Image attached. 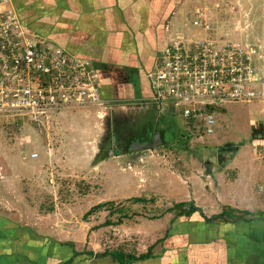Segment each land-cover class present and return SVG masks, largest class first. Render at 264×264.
Wrapping results in <instances>:
<instances>
[{
  "label": "rangeland",
  "instance_id": "rangeland-1",
  "mask_svg": "<svg viewBox=\"0 0 264 264\" xmlns=\"http://www.w3.org/2000/svg\"><path fill=\"white\" fill-rule=\"evenodd\" d=\"M180 2H184L186 9L178 11L174 16L178 18L170 25L162 27L169 33L161 53L179 32L192 39L205 37L203 32L189 30L198 22L210 27V35L219 39L246 38L248 44L259 48V58H264V0ZM4 8L10 10L9 5ZM225 107L223 113H215L212 136L204 135V131L187 124L178 114L159 111L152 103L144 107L133 103L123 108L108 104L68 110L43 121L40 127L26 121L8 123L0 117V214L45 237L53 233L55 241L73 242L79 254L127 250L130 243L121 240H128L123 237L129 235L121 233L114 237L111 229L106 228L99 236L100 225L108 227L109 222L113 227L128 221L133 225L135 220L152 218L167 210L169 206L159 200L158 194L169 193L170 189L152 188L145 179L149 170L158 171L163 159L168 158L170 164L165 167L169 169L185 171L189 166L200 179L214 177L218 193L229 195L234 189L239 192L242 186L249 185L247 191L254 196L248 198V210L264 215V104ZM110 119L129 121L130 130L136 133L144 129L161 132L160 146L152 153H128L129 156L120 155L117 149L114 156L103 157L100 163L99 147L108 136ZM120 132L124 133V129ZM164 143L167 145L162 146ZM237 149L256 151L259 160L250 164L239 158L237 165L231 166ZM238 178L241 183L229 185ZM164 180L162 177L160 181ZM151 182L158 183L159 179ZM143 196L154 199L156 204L141 208L133 203L135 199L143 200ZM112 199L119 201L109 202ZM98 206L104 207L97 209ZM97 244L102 246L94 248Z\"/></svg>",
  "mask_w": 264,
  "mask_h": 264
},
{
  "label": "crops",
  "instance_id": "crops-1",
  "mask_svg": "<svg viewBox=\"0 0 264 264\" xmlns=\"http://www.w3.org/2000/svg\"><path fill=\"white\" fill-rule=\"evenodd\" d=\"M183 3L180 0H11L10 9L29 34L45 37L92 65L98 76L101 106L111 104L123 108L133 103L143 107L150 103L146 74L162 55L169 33L162 27L175 21L178 11L186 9ZM225 108L218 113H223ZM131 152L144 151H130V155ZM234 155L231 166L237 165L239 158L250 164L259 160L256 151L247 153L245 149H237ZM163 160L161 169L149 170L150 177H146L145 183L152 188L170 189L169 193L158 194L168 209L190 203L199 212L178 217L173 224H170L173 214L165 210L152 216L156 219L143 217V221L135 220L133 225L130 221L118 222L113 227L100 225L99 236L109 228L114 237L121 233L129 235L123 237L128 240L121 241L130 243L127 250L122 248L102 255L79 254L73 242L55 241L53 233L45 237L0 214V264H264V220L235 223L215 220L226 209L251 213L248 198L254 195L247 191L249 185L242 186L239 192L234 189L229 195L219 194L211 175L200 179L197 171L185 164L187 169L177 172L165 167L170 164L168 158ZM4 166L7 169L9 165ZM162 177L166 180L160 181ZM156 178L159 182L152 183ZM239 179L229 185L234 187ZM171 187H175L173 191ZM145 197L136 205L146 208L148 204H156L154 199ZM115 201L119 200H109ZM100 246L97 244L94 248ZM112 253H118L122 261ZM143 255L147 258L141 260Z\"/></svg>",
  "mask_w": 264,
  "mask_h": 264
},
{
  "label": "built area",
  "instance_id": "built-area-1",
  "mask_svg": "<svg viewBox=\"0 0 264 264\" xmlns=\"http://www.w3.org/2000/svg\"><path fill=\"white\" fill-rule=\"evenodd\" d=\"M7 5L0 0V117L40 127L64 111L101 106L92 65L29 34ZM194 29L205 37L179 32L146 74L149 102L212 136L225 105L264 104V58L246 38L219 39L198 22Z\"/></svg>",
  "mask_w": 264,
  "mask_h": 264
},
{
  "label": "trees",
  "instance_id": "trees-1",
  "mask_svg": "<svg viewBox=\"0 0 264 264\" xmlns=\"http://www.w3.org/2000/svg\"><path fill=\"white\" fill-rule=\"evenodd\" d=\"M159 131H153L148 132L147 129L142 130L141 132L134 133L133 131L130 130V128H124V133L121 134V132H117V134L114 135V139L116 142H118L120 145H122V155H127L130 152V145L132 142L139 141L140 143H145V142H150L152 140V135L157 133ZM120 133V134H119ZM150 134V135H149ZM161 134V132H160ZM161 137V135H160ZM162 138V137H161ZM167 145L163 144L162 146ZM102 161V160H100ZM143 200L135 199L133 200V203H141ZM104 206H98L97 209H102ZM96 209V210H97ZM95 210V209H94ZM92 210V211H94ZM166 212L172 213L173 214V219L170 220V224H173L175 222V219L181 216H190L194 212H199V210L195 207H193L192 204L190 203H181V204H176L172 206L171 208L167 209ZM247 217V218H246ZM249 217V218H248ZM263 218L264 215L262 214H251V213H244V212H238L236 210L232 209H226L221 212V214L215 219V220H224V222H230V223H235L237 220L240 221H254L257 220L258 218ZM158 217H153L150 218L156 219ZM120 223V222H119ZM108 225H111L108 222ZM92 255V254H89ZM113 257H119L118 259L122 261V257L118 255V253H112L111 254ZM123 255V254H122ZM147 256H140V259H146ZM129 259H134L133 257H130Z\"/></svg>",
  "mask_w": 264,
  "mask_h": 264
},
{
  "label": "flooded vegetation",
  "instance_id": "flooded-vegetation-1",
  "mask_svg": "<svg viewBox=\"0 0 264 264\" xmlns=\"http://www.w3.org/2000/svg\"><path fill=\"white\" fill-rule=\"evenodd\" d=\"M121 121L110 119V121L108 122L107 124L109 128L108 136L106 137L104 143H102L99 147V155L101 156V160H103V157H110V154L111 156H114V152L117 149L120 150V155H122V149H123L122 145H120L118 142L115 141L114 135L117 134V132H120V130L124 129L125 127L130 128L129 126L131 123L127 120H121Z\"/></svg>",
  "mask_w": 264,
  "mask_h": 264
},
{
  "label": "water",
  "instance_id": "water-1",
  "mask_svg": "<svg viewBox=\"0 0 264 264\" xmlns=\"http://www.w3.org/2000/svg\"><path fill=\"white\" fill-rule=\"evenodd\" d=\"M160 132H157L150 142L140 143L139 141L132 142L130 145V151H154L157 147H159V143L161 140ZM111 156V154H110ZM261 220H264V217L261 218Z\"/></svg>",
  "mask_w": 264,
  "mask_h": 264
}]
</instances>
